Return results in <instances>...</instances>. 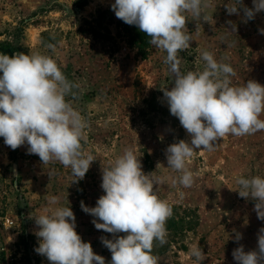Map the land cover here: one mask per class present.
Masks as SVG:
<instances>
[{"label": "rangeland", "instance_id": "374dc122", "mask_svg": "<svg viewBox=\"0 0 264 264\" xmlns=\"http://www.w3.org/2000/svg\"><path fill=\"white\" fill-rule=\"evenodd\" d=\"M113 3L0 0V54L20 49L57 59L66 78L78 85L72 90L75 95L66 100L87 121L83 150L95 158L85 177L72 183L70 168L59 162L43 165L37 155L28 154L27 144L12 150L0 137V264H50L34 251L38 238L33 218L46 206V197L53 195L59 197L58 206L71 207L82 240L90 242L93 251L110 264L111 252L100 238L112 239V234L97 230L94 218L80 207L81 201L94 207L104 194L102 167L126 147H133L145 173L179 175L165 168V150L181 139L190 143L191 137L170 114L160 90L173 86V76L163 63L166 53L149 39L143 55L134 38L139 29L116 18ZM227 3L239 6L237 0H211L205 12L213 17L212 24L188 16L186 27L192 41L178 53L180 70L202 71L201 53L207 50L218 62L233 67L234 85L250 79L264 85V35L259 31L264 29V11L244 22L243 10L229 15ZM242 5L252 8L253 0H242ZM49 44L56 46L55 52ZM260 119L264 120V114ZM158 162L161 165L156 169ZM188 167L195 177L191 188L164 182L156 189L159 198L172 207L166 221L167 242H154L158 264H197L189 254L192 245L205 254L201 264H237L233 250L241 245L246 252L257 249L258 232L264 227L254 211L255 201L241 198L236 183L240 175L264 178V130L227 135L217 142L215 151H196ZM237 233L242 235L238 242Z\"/></svg>", "mask_w": 264, "mask_h": 264}, {"label": "clouds", "instance_id": "9594fccd", "mask_svg": "<svg viewBox=\"0 0 264 264\" xmlns=\"http://www.w3.org/2000/svg\"><path fill=\"white\" fill-rule=\"evenodd\" d=\"M226 4L229 15L243 10L247 20L264 11V0H253V7ZM211 0H115L111 5L116 18L135 25L150 37L149 43L166 53L163 63L173 76V86L161 87L170 114L190 135V143L181 139L165 150L167 169L177 176H157L145 173L133 147L102 167L101 188L104 194L94 207L80 202L82 211L91 215L97 230L112 234L101 237L111 252L110 264H158L153 254L154 242H167L166 221L172 207L157 195V186L169 182L172 186L191 188L195 183L188 161L196 151L213 152L217 142L227 135L245 136L264 130V85L248 80L234 85L236 73L230 64L218 62L214 54L204 50L202 71L180 70L178 53L187 50L192 41L186 24L194 21L215 23L205 9ZM232 24L231 21L228 22ZM233 32L236 25H232ZM264 35V29L259 30ZM48 48L55 52V45ZM0 137L4 144L16 150L27 144L28 154L37 155L43 165L59 162L70 168L75 179L82 180L93 155L83 150L89 125L67 96H74L78 85L69 81L57 59L39 52L14 55L0 54ZM162 139V137H161ZM161 163H157L156 169ZM241 198L255 201L257 218L264 221V178H236ZM183 198L184 193L179 194ZM41 214L34 217L38 247L34 251L50 264H105V258L93 251L76 231V217L71 207L59 205V197H46ZM124 233L125 235H119ZM238 242L242 235L235 236ZM197 264L205 254L197 245L189 250ZM237 264H264V227L259 229L257 249L245 251L241 245L232 252Z\"/></svg>", "mask_w": 264, "mask_h": 264}, {"label": "trees", "instance_id": "16d2710c", "mask_svg": "<svg viewBox=\"0 0 264 264\" xmlns=\"http://www.w3.org/2000/svg\"><path fill=\"white\" fill-rule=\"evenodd\" d=\"M144 34H145V33H144ZM145 35H146V34H145ZM136 36H137V38H138V40H137L138 47H139L141 53H143V55H144V54H145V52H144V47H146V46L148 45V41H149L150 37H148V36L146 35V36L148 37V39L145 38V36H143L142 34H140V31H137V33L135 34L134 38H135ZM0 48H1V46H0ZM21 50H22V49H21ZM14 51H16V53H19L18 51H20V49H19V50H14ZM16 53L12 52L11 55H14V54H16ZM11 55H10V56H11Z\"/></svg>", "mask_w": 264, "mask_h": 264}]
</instances>
